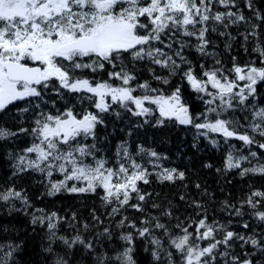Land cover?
<instances>
[{"label": "snow or ice", "instance_id": "6c2138e0", "mask_svg": "<svg viewBox=\"0 0 264 264\" xmlns=\"http://www.w3.org/2000/svg\"><path fill=\"white\" fill-rule=\"evenodd\" d=\"M0 264H264V0H0Z\"/></svg>", "mask_w": 264, "mask_h": 264}]
</instances>
